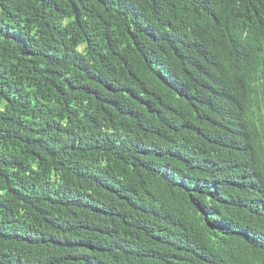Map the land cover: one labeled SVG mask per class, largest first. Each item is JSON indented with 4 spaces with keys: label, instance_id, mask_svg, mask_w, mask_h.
<instances>
[{
    "label": "trees",
    "instance_id": "trees-1",
    "mask_svg": "<svg viewBox=\"0 0 264 264\" xmlns=\"http://www.w3.org/2000/svg\"><path fill=\"white\" fill-rule=\"evenodd\" d=\"M253 104L264 0H0V264H264Z\"/></svg>",
    "mask_w": 264,
    "mask_h": 264
},
{
    "label": "clouds",
    "instance_id": "clouds-1",
    "mask_svg": "<svg viewBox=\"0 0 264 264\" xmlns=\"http://www.w3.org/2000/svg\"><path fill=\"white\" fill-rule=\"evenodd\" d=\"M253 92L251 93V95H253ZM254 106H256L257 108L261 109L264 112V108L260 104L254 105ZM256 121L261 126V128L264 130V117L260 120L256 119ZM221 124H222V133H229L235 129L234 126H230L229 123L228 122L225 123L224 120L220 122V125ZM238 129L251 131V134L257 137V141L255 145L256 150L254 151L256 160L251 159V158H245V159L249 162H252V165L247 166L246 169L249 170L250 172L253 171L257 175L256 177H254V179L256 180L258 187H259L261 186L262 182L264 183V143L261 140V136L264 133L251 129L248 126H245L242 124L238 125ZM208 159L213 162L212 164L223 165L224 168L218 171L217 172L218 174H222L226 176V178H229V179H233L235 175L237 176L234 170V167L237 164L238 159L232 157L228 153L223 155L219 153L218 151L214 152L212 150L208 154ZM221 160L223 161V163L221 162ZM162 169H163L162 167L158 168V172L161 173ZM208 170L211 172L214 171L213 168L206 167L205 173ZM172 171H173L174 178H175L173 182L176 183L177 187H180L183 189H192V190H196L199 192L206 191L209 194V197H212L213 199L214 197L221 199L220 195L218 194V192L220 193V191L217 188L214 189L210 184L205 182V180L208 179V176L206 174L186 170L184 172L179 173V175H175L174 168L172 169ZM244 183H241V185ZM209 197H206L204 199L203 206H207L205 204L210 203ZM262 208H263V204L261 202L259 209H262ZM207 210H210V209L206 208V211ZM220 214H223V213L217 212L215 213V216L219 217ZM214 225L216 229H221V228H224L225 222L222 219H214ZM231 247H233L236 252L245 251L244 246L239 247V246L232 245ZM231 247H228V248L231 249ZM249 255H251V252Z\"/></svg>",
    "mask_w": 264,
    "mask_h": 264
}]
</instances>
